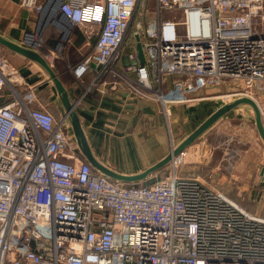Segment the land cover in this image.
Returning a JSON list of instances; mask_svg holds the SVG:
<instances>
[{"label":"built area","instance_id":"1","mask_svg":"<svg viewBox=\"0 0 264 264\" xmlns=\"http://www.w3.org/2000/svg\"><path fill=\"white\" fill-rule=\"evenodd\" d=\"M153 1L18 0L34 15L19 44L52 58L83 35L81 59L67 65L82 87L75 109L122 84L157 102L168 124L171 105L217 87L257 102L264 121V0ZM3 55L0 46V264H264V209L252 213L171 164L165 177L166 168L134 183L109 179L80 154L67 115L43 105ZM234 138L228 163L245 148Z\"/></svg>","mask_w":264,"mask_h":264},{"label":"crops","instance_id":"2","mask_svg":"<svg viewBox=\"0 0 264 264\" xmlns=\"http://www.w3.org/2000/svg\"><path fill=\"white\" fill-rule=\"evenodd\" d=\"M32 21H34V15L20 8L18 0H0L1 35L19 44L22 32L29 28ZM15 34H17V38H15ZM45 41L47 45L53 44V31L48 30ZM8 52L21 59V63L16 64L18 66L16 67L20 69L23 76L33 72L32 69L26 68V66L32 67V62H28L20 55ZM21 64L22 66H20ZM70 77V82L67 84L61 81L67 89L71 101L74 102L80 96L82 87L77 85L71 75ZM44 78L47 82L46 76ZM40 86L44 88L42 81L37 86L38 90L41 88ZM172 86V79H168L167 88H172ZM45 89H47L46 86ZM53 90L48 88V97H53L58 110L60 102L56 99L57 95ZM223 92V89L217 87L208 88L200 93V95L205 96L200 101L170 106V132L172 131L176 135L181 130V135L183 133L182 140L178 141L176 146L220 106L230 102L222 101L218 97ZM75 110L91 152L100 163L117 173L137 175L155 165L170 152V132L160 113L159 104L155 101L136 97L122 84L113 87L111 90L107 89L103 94L92 93L84 96ZM57 112H64L61 105ZM234 115H239L238 118L247 122L252 120V116L246 112L243 105H240L219 119L199 138L212 130L214 125L224 124L227 126ZM228 135L230 134H224L222 137ZM208 149L210 147L206 148L210 155L205 164L209 168L207 174H202L195 169L193 172L189 171V176L199 178L202 176L203 181L206 182L207 180L208 183L222 190L252 213L262 211L264 209V166L261 164L254 165L252 159L249 161L244 156L234 163H228L223 157L225 147L222 150L219 147L216 150L214 147ZM216 154H218L217 158Z\"/></svg>","mask_w":264,"mask_h":264},{"label":"rangeland","instance_id":"3","mask_svg":"<svg viewBox=\"0 0 264 264\" xmlns=\"http://www.w3.org/2000/svg\"><path fill=\"white\" fill-rule=\"evenodd\" d=\"M153 4H154L153 0H147L146 9L153 6ZM153 19H154V16L151 15L150 9H149L143 16H141V17L139 16L137 21H141L143 23V25H145L146 24L145 21L153 20ZM134 30H135V27H132L131 32ZM44 45L49 47V45H47L46 41H45ZM70 52H71V43L69 46H67L63 49V52L61 53L62 55L61 54L55 55L52 58L43 54L42 51L39 52L41 55H43L44 57L47 58V60L51 64L53 70L58 75L59 79L64 81L65 84L70 82V79H71L70 74L68 73V66H67L69 64L68 60H69ZM58 56H62V57H59L60 59H58L57 58ZM3 57L5 58V60L8 61V63L11 66L15 67L17 70L20 71V69L17 68L18 66L16 65V64L21 63L20 58H18L17 56L11 55L9 53H6V52H5V55H3ZM31 65H32V67L26 66V68L32 69L33 72H29L26 76H24L25 79L28 82H30L31 84H34L36 86L40 85V83L42 81L43 87L46 86L47 89L42 88V86H40L41 88L37 91V93H38L37 96H38L39 100L41 101V103L44 101L43 105L47 106V108L50 111H58L60 109L61 104L58 103L59 106H58V110H57V105H56V102L53 101V97H44V96L42 97L41 96L42 94L47 92L48 88H51V86H52L48 83L49 81L45 82V78H44L45 73L36 64H31ZM69 65H71V64H69ZM20 66H22V64ZM41 73H44V74L41 75ZM7 93H8L7 91L4 92V96L6 98H8ZM55 95H56V93H55ZM218 97L220 99H222V101L225 100L226 102L234 100L233 97H227V98H223L221 96H218ZM56 99L58 100L57 96H56ZM262 102L264 103V100H262ZM243 108L246 110L247 113H249L252 116V120L247 122V121L242 120L241 118H238L239 115L238 116L234 115V116H232V118L227 123V126H224V124L223 125L222 124L221 125L220 124L214 125L212 127V130H210L208 133H206L201 138L194 141L191 145H189L187 148H185L181 152L182 154L178 155L179 158H178L177 163L172 164V162H170L169 164H171L174 167V170L177 173H179L180 176L188 177L189 173H190L189 171L193 172V171H195V169H196V171H200V173H202V174H207V169H209V168H207L205 164H206V159L210 155L208 154L209 152L206 151V148L210 147V149H211L212 147H214V149L216 150L219 147L220 150H222L223 147H225V145L227 144L226 137H222V135H224V134H230V135L235 134L237 138L232 139V141L230 142V145L238 146L237 140L240 138L245 143L244 147H246L244 152L241 154V157L244 156V158L247 160L249 159V161H251V159H252L254 161L253 162L254 165L255 164H261L262 166H264V148H263L261 140L258 137L257 131L255 129L253 110L248 105H243ZM248 111H250V112H248ZM169 119H170V117H169ZM164 121H165V119H164ZM170 123L171 122L169 120H168V124L165 121V124L167 125L169 132L171 129V127H169ZM263 123H264V121H263ZM174 135H175V133H173L171 131L170 132L171 143L169 144V146L172 144L173 148L176 147V144L178 141L182 140L181 137H183V133L181 135V130H179V133H176L175 136ZM173 143H174V145H173ZM172 147L170 146V148H169L170 152H171ZM210 149H208V150H210ZM215 156L217 158L218 154H216ZM177 157H175V158H177ZM171 169H172V167H170L168 169L166 168L161 173V177H165L167 175V173L169 171H171ZM191 177H196V176H191ZM200 179L203 180V177L200 176ZM206 182H208V181L206 180Z\"/></svg>","mask_w":264,"mask_h":264},{"label":"water","instance_id":"4","mask_svg":"<svg viewBox=\"0 0 264 264\" xmlns=\"http://www.w3.org/2000/svg\"><path fill=\"white\" fill-rule=\"evenodd\" d=\"M0 46H2L4 49L12 53L22 56L23 58L32 62L33 64H36L45 73L47 81L52 83L53 89L58 97V100L64 109V113L67 115L69 119L71 131L78 146L80 154L93 169L97 170L98 172L105 175L111 180L124 182V183H134L146 179L152 173L166 167L172 161L173 158L175 159V157L180 155L185 148H187L194 141H196L213 124H215L228 112H230L231 110L235 109L240 105H248L249 107L252 108L254 114L255 129L264 148V123L261 117L260 110L257 104L253 100L247 97H243V98L234 99L233 101H230L220 106L203 123H201L197 129H195L191 134H189L174 149L172 148L171 152L168 155H166L163 159H161L152 167L148 168L147 170L137 175H123L117 173L114 170L110 169L109 167L100 163L91 152L87 144L83 129L81 127L79 116L75 110L74 103L71 101V98L64 84L59 79L58 75L55 73L52 66L47 62V60L39 52L28 49L16 42H13L1 34H0ZM136 52H137V59L140 65H143L145 60L138 39L136 43Z\"/></svg>","mask_w":264,"mask_h":264},{"label":"trees","instance_id":"5","mask_svg":"<svg viewBox=\"0 0 264 264\" xmlns=\"http://www.w3.org/2000/svg\"><path fill=\"white\" fill-rule=\"evenodd\" d=\"M15 38H17V34H15ZM83 41H84V37L83 35L79 32V31H76L75 33V38L73 40V43H72V46H71V52L69 54V64L73 65L75 64L76 62H78L80 59H81V46L83 44ZM4 51L6 53H9L8 50L4 49ZM71 55V56H70ZM28 61V60H27ZM29 62V61H28ZM64 82V81H63ZM50 85H52L50 82H48ZM65 84V82H64ZM45 88V87H44ZM52 90H53V87L51 86ZM53 92L55 93V91L53 90ZM48 94L49 92L47 91L46 93L42 94L41 96L43 97H48ZM7 99H4L1 103H4L6 102ZM44 102V101H43ZM53 113L55 115H58V112L57 111H53Z\"/></svg>","mask_w":264,"mask_h":264},{"label":"bare ground","instance_id":"6","mask_svg":"<svg viewBox=\"0 0 264 264\" xmlns=\"http://www.w3.org/2000/svg\"><path fill=\"white\" fill-rule=\"evenodd\" d=\"M231 101H233V100H231ZM256 103H257V102H256ZM257 106H259L258 103H257ZM258 108H259V107H258ZM169 137H170V136H169ZM172 148H173V147H172ZM173 149H174V148H173ZM178 158H179V156H178L177 158H175V159L173 158V159H172V160H173L172 163H173V164L177 163V162H178Z\"/></svg>","mask_w":264,"mask_h":264}]
</instances>
